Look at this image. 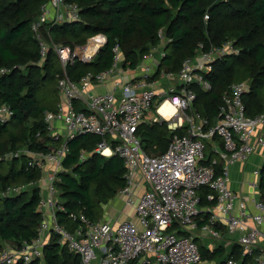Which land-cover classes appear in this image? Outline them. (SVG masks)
<instances>
[{
  "label": "built area",
  "instance_id": "1",
  "mask_svg": "<svg viewBox=\"0 0 264 264\" xmlns=\"http://www.w3.org/2000/svg\"><path fill=\"white\" fill-rule=\"evenodd\" d=\"M80 13L76 4L51 0L41 7V15L33 24L42 47V60L53 47L64 69L57 86L62 101L56 112L44 113L46 128L55 142L63 139L59 127L68 134L62 144L48 154L23 150L7 156H26L28 168H39L47 173L48 193L41 197L39 206L44 216L40 236L20 249L5 248L0 254V264H31L44 259V250L54 235L61 237V242L79 258L80 264H216L203 259L202 246L214 252L224 243L240 245L248 264H264V202L253 199L249 204L246 197L231 189L230 177L234 164L247 163L258 150L264 151V114L248 118L243 102L250 83L231 86L214 125L201 114L191 112L197 99L191 87L198 83L203 89H210L202 74L211 72L213 62L219 57L239 54V50L230 42L186 60L177 74L163 71L156 75L166 52L154 48L145 57L153 64L145 65L138 77L124 82L120 78L124 71L123 53L117 45L111 68L99 74H87L75 82L67 75L66 67L77 61L94 62L107 43L106 36H93L86 45L73 49L49 43L41 35L40 27L74 23L79 21ZM159 37L165 41L163 30ZM8 72L0 69V77ZM112 81L110 91L94 92L96 86ZM163 82H167V87L159 89L158 85ZM167 101L175 110L168 113L170 115L161 111ZM152 110L156 111V116L148 121L150 124L166 121L172 131L185 125L189 128L186 135L173 136L169 149L157 157L147 155L138 135L139 126L146 122L147 113ZM13 116L8 107L0 108L1 123H9ZM82 134L103 138L96 154L107 158L118 155L123 160L127 185L118 196L125 199L127 207L134 208L137 221L96 222L83 212H70L68 216L77 224L76 228L70 231L60 224L58 213L67 210L59 199L58 175L64 170L67 141ZM216 138L223 146L214 144L215 158L211 164H205L206 142ZM113 142L115 147L111 145ZM81 158L86 159V154ZM254 175L260 177V171H255ZM251 186L257 189L259 182L254 181ZM141 188L144 191L137 196ZM27 189V185L13 186L2 196L20 194ZM205 189L204 204L201 192ZM227 263L236 264L232 259Z\"/></svg>",
  "mask_w": 264,
  "mask_h": 264
},
{
  "label": "trees",
  "instance_id": "2",
  "mask_svg": "<svg viewBox=\"0 0 264 264\" xmlns=\"http://www.w3.org/2000/svg\"><path fill=\"white\" fill-rule=\"evenodd\" d=\"M51 0H0V69L9 72L0 77V108L13 111L9 123L0 122V254L8 246L20 249L31 244L40 234L44 216L39 211L43 188V170L28 168V157L8 158L12 153L30 150L48 154L62 144L47 131L45 112H56L59 105H50L47 91L51 82L58 86L64 73L54 48L42 60L38 33L33 24L41 15V7ZM79 6V21L59 25L44 24L41 35L56 46L75 49L84 46L96 35L107 38L106 45L92 63L77 61L66 67L70 79L79 82L87 74L107 71L113 64V50L119 45L123 53V69L136 70L154 48L164 49L166 56L157 74H177L184 62L203 51L211 52L232 42L239 54L219 57L212 71L203 73L210 89L200 84L191 88L197 95L191 112L207 118L211 125L218 120L220 106L233 84L249 82V93L243 96L246 115L256 118L264 114V0H66ZM209 19L206 20L205 16ZM164 31L165 41L159 37ZM62 101V97L60 99ZM59 101V104L61 103ZM76 107L80 108L79 105ZM190 112V113H191ZM188 127L170 130L166 121L144 122L138 135L150 156H161L169 149L173 136L186 135ZM103 138L82 134L68 140L63 172L58 175L59 199L67 212L58 213L59 222L73 231L68 213L83 212L98 222L104 207L110 204L127 181L126 168L118 156L96 154ZM115 142L111 145L115 147ZM208 161L213 155L207 147ZM85 153L86 159L81 155ZM217 167H220L218 165ZM259 192L264 202V166L260 172ZM27 185L20 194L3 197L13 186ZM207 190L201 192L203 203ZM44 259L31 264H80L61 237L54 235L45 248ZM206 262L248 264L240 245L229 251L219 244L214 252L202 246ZM20 264V263H18Z\"/></svg>",
  "mask_w": 264,
  "mask_h": 264
},
{
  "label": "crops",
  "instance_id": "3",
  "mask_svg": "<svg viewBox=\"0 0 264 264\" xmlns=\"http://www.w3.org/2000/svg\"><path fill=\"white\" fill-rule=\"evenodd\" d=\"M156 57L159 58L160 55L157 54ZM144 60L145 61L136 70H131V69L124 70L123 71V74L120 76V78L124 82H129L130 80H133L135 77H138L141 74V72H142L143 68L145 67V65H150L151 66L153 64V61L150 60V59H148V58L147 59L145 58ZM166 83L167 82H163V84L158 85V88L159 89L166 88L167 87ZM112 86H113V81L112 82H108L107 85H105V86H101V87L100 86H96L94 92H97V93L108 92V91H110L112 89ZM170 110H171L172 113H174V111H172L171 108H170ZM166 115H170V114H166ZM155 116H156V111L152 110L151 112H148L147 113V116H146V120L145 121L147 122V121L153 119ZM59 128H60V130H62V133H63V137H62L63 139L62 140H64L66 138L68 132L63 127H59ZM206 144H207V147L210 146L211 152H212V148H213L214 144H219L221 147L223 146V143L221 142V140L219 138H216L212 142H206ZM206 155H207V160L206 161H208L209 158H210V156L208 157V152L207 151H206ZM212 155H213V158H215V155L213 154V152H212ZM260 157L264 158V151H262V150H258L256 153H254L250 157L249 163H236V164H234V166H232L230 168L231 189L233 191H235L236 193L242 194L244 197H246V199L248 200V203L249 204L251 203V201H250L251 199H250V197L246 196V194H245L246 193V190L248 188L251 189V187H252L251 186V183L252 182H254V181L260 182V179L257 180V177L254 175V172L255 171H260L261 172V169L264 166V164L262 165V167L260 169L254 170V172L252 173V176L254 177L253 179H252V176H247L246 175V171H247V168L249 166H251L252 161H253V163H257V162H259V160H260L259 158ZM221 164L223 165L224 163L221 161ZM48 169L50 171H52V168H48ZM46 175H47V173L46 174L43 173L42 180L40 181V185H42V188H43L42 197L43 196L46 197L47 196V193H48V190L46 188V182H45ZM260 178H261V176H260ZM142 187L144 188V186H142ZM143 188L140 189V192L137 194V196L140 195V193H142L144 191ZM253 190H255V188H253ZM257 190H259V187L257 188ZM260 195H261V193H260ZM116 197H119L121 199L115 200L116 199L115 198L107 206H110V208H112V209H115V207H117V208H119V207H121V208H127V207H125L126 206L125 199L122 198V197H120V196H118V195ZM128 209H131V211L128 214H131L133 218H126L125 221H133V220L134 221H137L138 219H137V216H136V214L134 212V208H129L128 207ZM250 209L253 210V208H250ZM100 220H104L103 217ZM50 240H51V237H50ZM233 244L234 243H224L223 245L224 246H226V245L233 246Z\"/></svg>",
  "mask_w": 264,
  "mask_h": 264
},
{
  "label": "rangeland",
  "instance_id": "4",
  "mask_svg": "<svg viewBox=\"0 0 264 264\" xmlns=\"http://www.w3.org/2000/svg\"><path fill=\"white\" fill-rule=\"evenodd\" d=\"M47 97H48L47 102L50 105H54V106L59 105V101H61L60 100L61 96H60V92L58 91L57 85L54 82H51V84H50V87L47 91ZM259 159L260 160L257 163H253V161L251 160L252 161L251 166H249L247 168V171H246L247 176H252V173L254 172V170L260 169L262 167V165L264 164V158L260 157ZM247 163H249V162H247ZM253 178L254 177L252 176V179ZM259 179H260V177H257V180H259ZM245 194H246V196L250 197V199H251L250 201H252L253 199H256L258 201L261 200V195L259 193V190H257V189L253 190L252 187H251V189L248 188L246 190ZM119 199H121V198L116 197L115 200H119ZM125 204H126V202H125ZM125 207H127V206H125ZM130 211H131V209H128V207L127 208L115 207V209H112V208H110V206H105L104 210H103V215H104L103 219L104 220H111L113 223L119 224V223L124 222L126 220V218H133L131 214H128ZM226 246H227V251H229L230 248L232 247L231 245H226ZM6 248H8V246Z\"/></svg>",
  "mask_w": 264,
  "mask_h": 264
},
{
  "label": "bare ground",
  "instance_id": "5",
  "mask_svg": "<svg viewBox=\"0 0 264 264\" xmlns=\"http://www.w3.org/2000/svg\"><path fill=\"white\" fill-rule=\"evenodd\" d=\"M170 108L172 109V111H175V110H173V108L171 107L169 101H167V102L164 103L163 108H162L161 111H162L163 113L165 112V114L172 113L171 110H170Z\"/></svg>",
  "mask_w": 264,
  "mask_h": 264
}]
</instances>
